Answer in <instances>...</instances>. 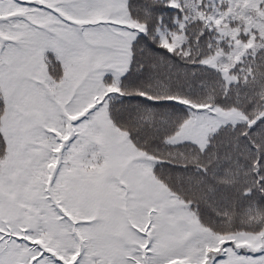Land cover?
I'll return each mask as SVG.
<instances>
[{"label":"trees","instance_id":"16d2710c","mask_svg":"<svg viewBox=\"0 0 264 264\" xmlns=\"http://www.w3.org/2000/svg\"><path fill=\"white\" fill-rule=\"evenodd\" d=\"M71 2L34 0L35 7L21 8L5 0L4 5L0 6V15L18 17L11 28L6 26L10 21H0L5 25L0 29V39L7 42L18 39L28 52L24 56V59H28V72L18 73L21 58H7V64L14 69V74L7 81L11 83V97L16 102L27 100L29 103L32 102L31 98L37 99V104H30L38 106L39 116L43 118L45 114L51 115V106L44 103L45 88L54 93L58 100L65 95L72 96L66 105L69 109L75 105L71 119L83 115L94 104L104 100V107L82 129L68 131L59 124L50 127L64 141L73 132L84 131L93 139L102 137V142L108 148L117 145L114 150L120 151L124 162L127 163L132 157L122 171L132 191L128 193L129 199L124 200L113 185L119 208L108 214L96 215L93 212L100 218L96 221L98 226L95 229L77 228L70 223L65 226L64 222L54 226L56 212L53 209L56 205L53 201L43 200L50 212H46L42 220L45 212L40 211L36 227L11 225L12 228L8 230L18 234L23 229H29L32 232L30 239L67 261L76 259L75 255L70 254L80 248L78 234L84 235L91 244L90 249H86L85 264H95L98 259L107 261V264H127L125 258L133 254L132 249L140 243V237L130 230L129 224H146L149 211L157 208L149 205L141 207L139 211L137 201L139 191L146 192V187H150L153 180L156 186L159 183L165 185L172 196L186 203L195 220L185 226L184 221L179 222L181 218L175 221L170 214L165 215V211L157 208L158 212L154 215L158 214L163 223L153 232L154 236L158 232L159 241L155 254L148 253L153 257L150 264H214L211 257L218 255V250L223 247L222 237L233 236L232 240L242 245L250 244V239L254 237L264 239V200L259 196L249 199L242 195L245 186L254 179L256 170L264 169V165L259 163L264 161V127L257 128L255 132L249 127H255L260 119H264V0H87L88 6L80 11L83 16L92 11L100 15L117 13L118 20L123 16V24L89 27L95 32L116 28H110L111 33L126 37L128 53L119 68L126 67L133 60L134 53L136 65L144 69L143 79L134 73L132 79L137 83L123 81L115 85L111 78L97 75L94 72L96 66L90 65L89 72H82L83 79L79 77L73 79V83L68 82L69 78L64 74L63 81L52 87L50 81L55 73L50 75L52 69L45 63L42 43L39 40L36 46L33 45L37 52L30 57L33 47L27 48L25 32L42 31L38 25H32L34 15L39 17V21H50L58 18V12L51 11L53 8L64 14L73 12L62 6ZM169 3L175 5L172 11L166 8ZM121 25L126 27H119ZM145 28L150 41L158 46L168 43L174 50L156 51L143 41L134 45L137 31ZM210 57H215L213 65L204 63ZM97 65L100 67L102 63ZM71 68L74 70L76 67ZM105 70L106 67H103L99 73ZM223 74L229 77L225 78ZM230 77H234V81ZM1 81L2 76L0 87ZM117 87L127 94L146 91L154 98L178 97L185 103L158 107L141 101H121L115 96L106 98L107 91H114ZM77 96L80 97L78 101ZM61 104L65 106L62 101ZM220 111L227 113L226 118L234 114L237 119L210 126L202 141L172 140L189 126V122L217 118ZM3 118H0V133L6 138ZM101 129L103 131H99ZM119 129H126L123 136ZM128 132L132 133V139L128 138ZM26 133L28 148L24 150L33 153L30 161L35 164L36 157L40 161L42 157L44 161L42 168L35 171L31 178V183L41 185L49 168L55 170L59 165L63 169V158L49 155L53 151L52 143L49 139L37 140L39 130L36 125ZM16 141L25 145L22 139ZM9 143L13 144L14 141ZM61 146H57V152ZM86 150L85 145L71 150L70 166L57 186L59 194L56 189L52 192L57 199L67 198L71 183L82 185L86 180L99 177L93 175L95 169L85 167L80 159ZM64 152L69 153V149L65 148ZM140 152L143 153L141 157ZM129 168L133 174L128 175ZM205 169L206 172L202 171ZM145 171L151 173L144 177L146 182L138 175H145ZM44 186H47L46 183ZM66 212L72 220L92 213L87 210L77 216L68 207ZM61 229L66 232L63 236L59 234ZM119 234L125 235L127 240L117 237ZM169 242L180 244L181 248L168 251L164 246ZM17 247L21 251L14 254V264H25L24 258L31 255L32 250L26 245ZM135 254L139 256V253ZM223 258L228 264H241L239 256ZM42 264H52V261L45 258Z\"/></svg>","mask_w":264,"mask_h":264},{"label":"snow or ice","instance_id":"6c2138e0","mask_svg":"<svg viewBox=\"0 0 264 264\" xmlns=\"http://www.w3.org/2000/svg\"><path fill=\"white\" fill-rule=\"evenodd\" d=\"M5 0H0V6H3ZM9 4H17L19 7H35L34 0H7ZM65 8L71 9L73 12L84 11L88 6L87 0H72L71 3L62 5ZM41 8H45L46 5H39ZM175 7L174 4L169 3L166 5L168 11H172ZM51 11L55 12V9ZM58 19L67 25L65 29L66 35L64 37L57 35H52L51 37H37L41 41L43 51L45 53V63L48 67L52 69L50 75H53V80L50 81L52 87H56L58 83L64 79V69L65 63L70 61L71 57L74 55H81L89 58L90 60H95L96 55L111 56L114 53H109L107 49H98L95 46V38L91 32L95 29H90L89 25L95 26H106L114 25L115 22L112 20L101 19L98 21H90L82 23L77 21L75 18H70L68 16H61L56 13ZM163 17L161 16V19ZM16 16H6L0 15V21H10L7 27L11 28L17 21ZM5 27V25L0 24V29ZM126 27V26H119ZM143 41L149 48L160 51L161 49L168 52H172L174 49L168 43H163L157 45L156 43L150 41L148 31L145 29H140L137 31L135 44H139ZM133 45V46H134ZM27 49L20 40H14L12 42H7L0 39V76L10 77L13 74V66L7 64V58L14 57L20 58L27 55ZM137 73L141 79L144 76V69L140 65L135 63V55L133 53V60L127 64L123 69L117 67V65L111 61V59L106 61V70L99 73L102 77H109L112 79L113 84L119 85L123 81H127L130 84L137 83L132 79L133 74ZM4 89L0 87V118H3L8 113V102L4 96ZM119 97L121 101H141L142 103H150L156 106L163 105H182L185 103L182 99L178 97H169L167 99L154 98L150 92L138 91L136 94H127L125 91L117 87L114 91L109 90L106 93V98ZM44 103L51 106V115L45 114L41 119L37 129L39 130V135L37 140L49 139L52 143L53 151L49 154L52 158H63V169L57 165L56 169L53 170L49 168L46 175L44 176V183L41 184L42 199L45 201H53L56 208L53 209L56 212V220L54 226H59L61 222L65 224L70 223L77 228H91L95 229L98 225L96 221L98 218L95 214L88 212L84 215L82 219L72 220L66 212L68 207V199L59 200L53 196L52 192L54 189L59 194L58 185L61 184V177L64 176V171L69 168L70 161L69 155L71 150L75 149L81 145L87 146V150L82 154L80 159L83 161L85 167L93 168L96 171L93 175L103 174L109 169L111 164V154L109 152L108 146L102 142V137L97 136L95 139L88 136L84 131H75L69 136L67 141H64L62 136L56 135L52 131L50 125L59 124L65 127L68 131L73 129H82L86 123H91L95 118L96 113L104 107V100H100L98 103L94 104L88 109L83 115L71 119L73 109L66 107L67 103L70 101V97L65 95L57 99L54 93H50L47 88L43 90ZM77 101L80 99L79 96L76 97ZM61 101L63 102L62 106ZM200 107V106H197ZM131 119V114L129 115ZM251 131L255 132L257 128L264 127V119H260L259 123L253 127L249 125ZM99 131H103L102 129ZM126 129H119L120 135L123 136ZM128 138L132 139V133L128 132ZM59 147L58 152L56 151L57 146ZM68 148L69 153H65L64 149ZM142 155V153H141ZM8 156V141L0 133V160L6 159ZM264 165V161L259 162ZM206 172L207 170H202ZM59 173V175H57ZM104 179L109 184H113L119 190L121 197L124 200L129 199L128 193L132 191L125 182L127 177L120 172L118 169L114 170L111 175L104 176ZM46 183V187L44 184ZM242 195L249 199L259 196L264 200V169H257L254 179L250 184L246 185ZM157 208H152L149 213L147 223H130L129 228L133 230L135 234L140 237L139 245L132 249V253L128 255L125 259L127 264H144V262L152 261L153 257L149 256L148 253H154L157 248V243L159 241V235H153L154 231H157V226L163 223L162 218L157 214ZM47 213L45 212L41 219H44ZM45 227L48 226V222L44 221ZM32 236V232L29 229H23L18 234H14L6 228L0 227V264H10L15 260V253L21 251L17 245H26L32 250L31 255L24 258L25 264H42V262L47 258L52 261V264H85L84 258L87 256L86 249H90L91 244L88 242L87 236L79 235L78 243L80 248L70 255H75L76 259L73 261H67L62 259L60 256L49 252L44 248L42 244L36 243L33 239L29 237ZM39 252V255L36 253ZM135 253H139L137 256ZM231 255H236L241 258V264H264V239H261L259 243L255 246L242 245L236 240L224 241V245L218 250V255L211 257L214 264H228V261L223 257H230ZM95 264H107V261L103 259H98Z\"/></svg>","mask_w":264,"mask_h":264},{"label":"rangeland","instance_id":"374dc122","mask_svg":"<svg viewBox=\"0 0 264 264\" xmlns=\"http://www.w3.org/2000/svg\"><path fill=\"white\" fill-rule=\"evenodd\" d=\"M53 9H55V11H57L61 16L75 18L77 21L82 23L98 21L101 19L112 20L115 24H123L125 22L123 16L118 20L117 13L111 14L107 12L104 15H100L97 11H92L91 13L83 16L80 12H70L67 13V15L58 11L56 8ZM37 14L38 13H36V15ZM58 21H60L58 18L50 21H47L46 19L39 21V17L34 15L32 25H38L37 27L42 29V31L37 32L35 30L31 33L27 30L25 32L24 40L28 43V45H26L27 48L33 47V45L36 46L39 43L37 37H48L50 34H58L59 36L64 37L66 35L65 29H67V25ZM110 28L112 27L106 28V31L104 32L92 31L91 34L95 38L96 48L107 49L109 53H114V55H111L110 57L96 55L95 60H90L89 58L81 55L72 56L71 61L66 62L64 69V74H66V77L69 78L67 79L68 82L73 83V79H79V77L83 79L84 77L82 72L85 70L89 72L90 65L96 66L94 68V72L98 75L100 70L103 67H106V61L109 59H111L117 67L124 64L128 53V40L124 36L119 37L118 35L113 34L114 32L111 33L112 30ZM112 29L117 30L116 28ZM36 52L37 49L33 47L31 49L30 57L34 56ZM20 58L21 61L20 64H18V73L30 71L29 64L26 62L28 59H24V56ZM214 61L215 57H210L207 58L204 63L213 65L212 63ZM98 63H102V65L99 67L97 65ZM72 66H75L76 68L73 70L71 68ZM223 75L225 78L229 77L226 74ZM230 79L234 81L235 78L230 77ZM7 81L8 77L2 76L1 87L4 89L5 99L9 105L8 113L2 121V127L4 128L8 142L14 141V143H9L8 156L6 159H3L0 166V227L6 229H11V225H28L36 227V223L39 221L41 216L40 211L50 212L47 210L46 204L43 202L42 192L39 190L41 185L39 183L38 185L37 183H31V178H33L35 171L42 168V163L44 161L42 157L41 161L39 157H36L34 164L30 161V156L33 153H30V151L25 152L24 149L28 148V133H26V131L34 125H39L42 117L39 116L40 113L37 111L38 106L32 105L34 103L37 104V99L31 98L32 102L30 103L32 104H30L27 100H19V102L18 100L17 102L12 100L11 95L13 96V91L10 89L11 83H7ZM218 114L219 117L217 118L212 117L210 119H202L201 121L194 120L189 122V126L182 129L172 138V140L184 141L192 139L202 141L205 138L210 126L237 119L234 114L231 115L230 118H226L225 116L227 113L224 111H220ZM17 139H22L25 142V145L18 143L16 141ZM18 144H21L22 146ZM115 146L108 148L111 154V164L103 176L99 175L96 180H86V182L82 185L71 183V186L68 188L66 198L69 201L68 208H70V211L72 210L75 212L77 216H81V212H86L87 210H91L92 213L94 212L96 215H100L101 213L108 214L111 211L118 210L119 200L116 196V192L113 190V184L107 183L104 176L111 175L113 171L117 169L122 172L132 157L127 160V163L124 162V156L121 155L119 150H114ZM141 153L142 152L139 153L140 157L143 156V153L142 155ZM130 168H132V166ZM130 168L127 171L128 175L133 174L129 171ZM149 172L150 171H145V175H138L141 180L145 181L144 177H147V174H151ZM154 183L155 182L152 180L150 187H146V192L139 191L137 200L139 203V211L143 206L147 207L149 205H153L159 208L161 212L165 211V215L170 214L171 219L175 221H178L181 218L179 222L184 221L186 223L185 226H188L191 220H195L188 211L186 203L172 196L165 185L159 183L156 186ZM65 226H69V224H65ZM171 229L172 228H168L167 230ZM65 233L66 232L62 229L59 232L61 236L65 235ZM117 237L127 240V237L122 234H119ZM232 239L233 236H225L221 238V241L224 242ZM260 240V238L258 240V237H254L250 239V244L255 246ZM246 245L249 244H245V246ZM164 247L168 251H174L180 249L181 245L169 242L166 243Z\"/></svg>","mask_w":264,"mask_h":264}]
</instances>
